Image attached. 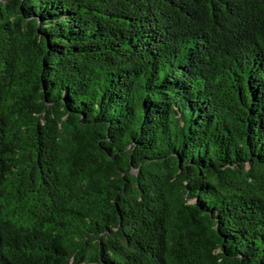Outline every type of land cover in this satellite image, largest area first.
Masks as SVG:
<instances>
[{"label":"trees","instance_id":"trees-1","mask_svg":"<svg viewBox=\"0 0 264 264\" xmlns=\"http://www.w3.org/2000/svg\"><path fill=\"white\" fill-rule=\"evenodd\" d=\"M0 264H264V0H0Z\"/></svg>","mask_w":264,"mask_h":264}]
</instances>
